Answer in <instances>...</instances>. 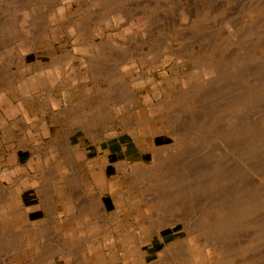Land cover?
Returning <instances> with one entry per match:
<instances>
[{"label":"rangeland","instance_id":"rangeland-1","mask_svg":"<svg viewBox=\"0 0 264 264\" xmlns=\"http://www.w3.org/2000/svg\"><path fill=\"white\" fill-rule=\"evenodd\" d=\"M262 92L264 0H0V97H6L0 99V156L9 152L17 161L0 168V209L7 201L12 205L9 213L0 212V264H22L17 253L36 250L32 245L43 254L56 251L55 238L63 241L62 215L53 216L59 189L50 180L64 179L49 177L80 168L76 146L88 143L105 152L120 140L128 141L126 153L106 152L103 158L104 166L115 158L121 164L110 178L113 189L123 188L105 217L111 225L74 216L84 237L110 238V256L94 264H181L185 253L201 258L205 247L215 251L216 264H264ZM11 103L16 111H8ZM123 109L130 113L127 133L118 137L110 113ZM150 121L155 138L139 139L132 130L141 124L145 132ZM168 125L184 135L172 134ZM160 155L170 157L162 171ZM141 165L156 168L153 182H163L139 177ZM65 180L81 185L74 177ZM47 182L53 212L44 200ZM31 205L41 215L33 211L30 219H43L36 218L38 228L31 223L41 243L25 236L30 219L22 218L23 209ZM248 205L252 210L245 213ZM228 210L236 215L233 224L225 233L216 231L215 218ZM86 214L88 221L92 212ZM200 223L207 231L197 229ZM52 259L41 264H56ZM80 261L63 264H85Z\"/></svg>","mask_w":264,"mask_h":264},{"label":"crops","instance_id":"crops-1","mask_svg":"<svg viewBox=\"0 0 264 264\" xmlns=\"http://www.w3.org/2000/svg\"><path fill=\"white\" fill-rule=\"evenodd\" d=\"M8 111H10L9 108H8ZM138 114L141 115V112H139V110H138ZM129 116H130V113L125 109L119 110V111L114 110L115 118H114V122L112 121V123H113L114 128L118 129L117 130L119 132L118 137H124L126 135L127 129H126L124 120H127V117ZM154 127L155 125L153 124V122L150 121L147 125V130L145 132H141V127L140 125H138V127H136V136L139 139L140 138L142 139L144 137H150V136L153 137L154 139L155 138ZM123 128H125V130H123ZM107 142L105 143L103 142L102 144L103 145L102 148L104 150H106L105 144ZM117 146L119 148L114 152L113 149ZM134 146H137V145L135 144ZM127 147H129L128 141H122V140H120L119 144L115 143V145H112L110 147L111 149H107L105 152L101 151L100 149H96V148L94 151L93 149L89 147L88 143L82 146H76L75 150L73 151V154H74V157L77 159V161L80 163V168L76 170V172L65 174L67 172L66 171L64 174L59 175V176L56 172L53 171V174L49 178H52L55 180L58 178L64 179V182L62 184H58L50 180V182L54 183V185L59 189L58 192H56L55 195L53 196L56 199L55 211L56 213H61L62 215V217L59 216L61 220H58V222L62 221L61 227H60L61 228L60 233L62 235L63 241H60L59 239H55L53 241V243H56L57 245V249L54 253H48L44 251V254H43L41 250H39L35 245H32L31 247L32 248L34 247L36 250H32V251L25 250V251H28V253H25V254H21L23 251L18 252L16 256L17 258L23 260L22 264H41L42 258L47 259L52 254H53L52 255L53 259L56 260V264H63V260H68L70 258L75 259V260H82V261L84 260L85 264H90V262L91 264H94L95 262L94 259H98L100 263H102L101 260L105 262L106 258L110 256V253L112 251L110 238H108L105 233L100 234L98 237H84L81 234L79 226L76 225L74 222V216L75 215L80 216L81 218H83L84 221H86V223L92 220L97 221L98 225L104 228L111 225V223L105 220V216L109 217L111 214L110 213L111 208L113 206L115 207L113 195L123 193L122 192L123 188L113 189L110 186L109 182H110V178L113 176V173L116 170L115 169L116 168L115 166H117L116 163L119 162L116 160H120V158H115L113 162H109L105 166H104V163L106 161H104L103 158L107 156L105 155L106 152L107 154L112 153V152L113 153L121 152V151L126 153L124 150ZM130 147H133V146H130ZM132 152H136V150ZM15 158L16 156H14L13 154L9 152L5 153L3 155V158L2 157L0 158V168L9 167L10 165L16 163L17 161L15 160ZM122 160H123V157H122ZM94 162H98L101 165L96 167ZM32 166L36 167V165H32ZM71 177H74V179L77 178L78 181L80 180L81 186L78 185L76 187V186L69 185L67 183V180L65 179L71 178ZM50 182H47V189L44 191L45 204L49 209L50 207L48 205V200H49L48 194L51 190L49 187ZM36 184H33V185H36ZM9 202L10 201H7L4 204L6 208L4 207L5 209H0V212L6 213L5 210L7 209L6 211L9 213V210L12 208V205ZM30 208L31 209H27V208L23 209L25 213L24 215H22V218L30 219V215H32L33 211L40 212V208L36 206L31 205ZM87 212H92L91 214L92 216L90 217L91 219H89L88 221L86 219L87 217L84 218L87 215L86 214ZM40 215H41V212H40ZM88 215L90 216V214ZM100 215H102V217H100ZM36 218L39 219L40 221L43 220L41 219V216L40 217L32 216L28 223L29 224L28 232L27 234H25V236L31 237V239L35 238L37 239L36 242L41 243L42 238L37 237V233L34 230L35 225H31V223L33 222L37 223ZM38 226L36 227L38 228ZM40 226H41V223H40ZM83 242L84 244L86 243L87 245L86 246L83 245ZM58 244H59V247H58ZM82 261L80 262L82 263Z\"/></svg>","mask_w":264,"mask_h":264},{"label":"bare ground","instance_id":"bare-ground-1","mask_svg":"<svg viewBox=\"0 0 264 264\" xmlns=\"http://www.w3.org/2000/svg\"><path fill=\"white\" fill-rule=\"evenodd\" d=\"M98 1H99V0H98ZM100 1H101V0H100ZM103 1H105V0H103ZM106 2H107V1H106ZM40 3H41V2H40ZM55 11H56V10H55ZM54 13H55V12H54ZM52 15H55V14H52ZM56 15H57V14H56ZM56 15H55V16H56ZM153 23H154V22H153ZM81 28H82V27H81ZM85 28H86V27H85ZM74 29L76 30V28H74ZM79 30H80V29H79ZM92 33H93V32H92ZM37 40H38V39H37ZM79 41H80V40H79ZM79 41H78V42H79ZM87 41H88V40H87ZM89 42H90V41H89ZM91 42H92V39H91ZM79 43H80V42H79ZM119 56H120V55H119ZM204 56H205V55H204ZM120 57H121V56H120ZM126 58H127V57H126ZM111 59H112V57H111ZM66 60H67V59H66ZM81 60H82V59H81ZM121 62H124V60H122ZM125 62H126V61H125ZM155 63H156V62H155ZM119 64H120V63H119ZM116 67H117V66H116ZM119 69H120V68L118 67V71H117V72H118V73H121V71H120ZM115 70H116V69H115ZM192 70H193V69H192ZM213 70H214V69H213ZM209 71H210V70H209ZM214 71H215V70H214ZM260 71H261V70H260ZM117 72H116V73H117ZM189 73H190V72H189ZM53 74H55V73H53ZM53 74H52V75H53ZM52 75H51V76H52ZM54 76H55V75H54ZM62 76H63V75H62ZM119 76H120V75H119ZM134 77H135V76H134ZM53 78H55V77H53ZM72 79H73V78H72ZM72 79H71V80H72ZM74 79H75V78H74ZM43 80H44V79H43ZM55 80H56V79H55ZM74 81H75V80H74ZM4 82H5V81H4ZM211 82H212V81H211ZM33 83H34V82H33ZM43 83H44V82H43ZM124 83H125V82H124ZM126 84H127V83H126ZM111 87H112V86H111ZM123 88H124V87H123ZM211 88H212V87H211ZM214 88H215V87H214ZM239 89H240V88H239ZM259 89H260V88H259ZM128 90H129V87H128ZM29 91H30V90H29ZM121 91H122V90H121ZM121 91H120V92H121ZM120 92H119V93H120ZM252 93H253V92H252ZM256 93H257V91H256ZM262 93H264V92H262ZM176 94H177V93H176ZM210 94H211V93H210ZM26 95H27V94H26ZM128 95L131 97L130 99H132V98L134 97L131 93H130V94L128 93ZM221 95H222V94H221ZM244 95H245V94H244ZM252 95H253V94H252ZM260 95H261V94H259V97H261ZM117 96H118V94H117ZM117 96H116V97H117ZM121 96H122V94H121ZM126 96H127V93H126ZM126 96H125V97H126ZM257 96H258V94H257ZM116 97H115V98H116ZM219 97H220V96H219ZM231 97H232V96H231ZM244 97H245V96H244ZM244 97H243V98H244ZM255 97H256V96H255ZM123 98H124V97H123ZM180 98H181V97H180ZM0 99L6 101V97H5V95H2V96L0 97ZM130 99H128V100H130ZM134 99H136V98H134ZM132 100H133V99H132ZM176 100H177V99H176ZM133 101H134V100H133ZM133 101H132V102H133ZM214 104H215V103H214ZM123 105H124V104H123ZM125 106H126V105H125ZM18 107H19V106H18ZM8 108H9L10 112H13V111H16V110H17V107L15 106V104H14V105H13V104H10ZM20 109H21V108H20ZM108 112H109V111H108ZM15 113H16V112H15ZM110 115H111V117H110V121H109V122H112V121L114 122V118H115L114 115L111 114V113H110ZM155 115H156V114H155ZM160 115H161V114H160ZM157 116H159V115H157ZM104 118H105V117H104ZM160 118H161V117H160ZM1 119H2V118H1ZM108 119H109V118H108ZM136 119H137V118H136ZM2 120H3V119H2ZM142 124H144V123H142ZM81 125H82V124H81ZM137 125H139V124H137ZM140 125H141V124H140ZM164 125H165V124H164ZM164 125H163V126H164ZM132 126H133V125H132ZM134 126H135V125H134ZM165 126H166V125H165ZM169 126H170V125H168L167 127H169ZM175 127H176V125H175L173 128H175ZM94 128H95V126H94ZM132 128H133V127H132ZM176 128H177V127H176ZM176 128H175V130H172V131H171L172 128H171V126H170V130H169V131H171V133L173 132L172 134H174V135H176V136L179 135V137H180V134H181L183 131H181V133H178V132H177L178 129H176ZM88 129H89V128H88ZM91 129H92V128H91ZM95 129H96V128H95ZM129 129H131V128H129ZM92 130H93V129H92ZM176 130H177V131H176ZM132 131L135 132L136 130H132ZM179 132H180V131H179ZM188 132H190V130H189ZM90 133H92V132H90ZM96 133H97V132H96ZM118 133H119V132H118ZM97 134H98V135H96V136H97L98 138H97L96 136L93 138V139H95V141H96V138H97L98 141L104 139L103 134L101 135V134H99V132H98ZM104 134H105V133H104ZM107 134H108V133H107ZM130 134H132V133H130ZM187 134H188V133H187ZM109 135H110V134H109ZM109 135H108V136H109ZM183 135H184V134H181V136H183ZM169 136H170V135H169ZM187 137H188V135H187ZM150 139H151V138H150ZM184 140H185V139H184ZM93 141H94V140H93ZM66 143H67V142H66ZM68 143H69V142H68ZM68 143H67V144H68ZM172 143H173V142H172ZM176 145H177V144H176ZM255 146H256V145H255ZM66 147H67V146H66ZM173 147H174V146H172V148H173ZM175 147H176V146H175ZM175 147H174V148H175ZM70 148H71V147H70ZM176 148H177L176 151H178V153H179L181 146H178V145H177ZM176 148H175V149H176ZM66 149H67V148H66ZM66 149H65V151H66ZM181 149H182V148H181ZM256 149H257V148H256ZM259 149H260V148H259ZM72 150H73V149H72ZM72 150H71V151H72ZM131 150H132V149H131ZM172 150H173V149H172ZM248 150H249V149H248ZM262 150H263V149H262ZM68 151H69V150H68ZM173 151H174V150H173ZM255 151H256V150H255ZM260 151H261V150H260ZM125 152H126V151H125ZM174 152H175V151H174ZM174 152H173V153H174ZM67 153H68V152H67ZM71 154H72V152H70V155H71ZM179 154H180V153H179ZM70 155H69V156H70ZM176 155H177V154H176ZM66 156H68V155H66ZM70 157H71V156H70ZM169 158H170V157H165V156H163V155H160V156L158 157V159H157V161H156V162H157L156 165H157V167H158V171H160V170L162 171V169L164 168V167H163L164 164L167 165L166 162H169ZM140 162H141V161H140ZM138 163H139V162H138ZM196 163H197V162H196ZM72 165H73V164H72ZM258 165H259V164H258ZM74 166H75V165H74ZM145 166H146V164H145ZM186 166H187V165H186ZM77 168H78V166H77ZM77 168H75V169H77ZM133 168H134V167H133ZM167 168H169V167H167ZM209 168H210V167H209ZM155 169H156V168H155ZM155 169H154V170H150V169L145 168V167H143V166L141 165V166H138L137 169H136L135 171H136V173H137V171H138V176H139V177L142 176V177L148 179V182L146 181L147 183H150V184H151V183H152V184H159V182L162 183L163 181H161L160 179H158V180H160V181H158L156 178H155V179H156V183L153 182L152 177H153V172L156 171ZM184 169H185V168H184ZM201 169H202V168H201ZM77 170H78V169H77ZM163 171H164V170H163ZM10 173H11V172H10ZM260 174H261V173H260ZM58 176H59V175H58ZM136 176H137V175H136ZM225 176H226V175H225ZM155 177H156V176H155ZM166 177H167V176L165 175L164 178H166ZM181 177L183 178V176H181ZM144 178H143V179H144ZM157 178H158V177H157ZM168 178H169V177H168ZM170 178H171V177H170ZM172 178H173V176H172ZM176 178H178V177L176 176L175 179H176ZM185 178H186V177H185ZM76 179H77V178H76ZM161 179H163V177H161ZM179 179H181V178H179ZM179 179H177V181H179ZM165 180H168V179H165ZM182 180H183V179H182ZM208 180H209V179H208ZM144 181H145V180H144ZM169 181H170V179H169ZM177 181H176V182H177ZM107 182H108V181H107ZM167 182H168V181H167ZM170 182H171V181H170ZM172 182H173V180H172ZM168 183H169V182H168ZM168 183H165V185H167ZM174 183H175V182H174ZM185 183H186V182H185ZM80 184H81V183H80ZM109 184H110V182H109ZM150 184H149V186H152V185H150ZM178 184H179V183H178ZM211 184H212V183H211ZM243 184H244V183H243ZM77 185H79V183H78ZM182 185H184V182H183V184H182V182H181V186H182ZM212 185H213V184H212ZM80 186H81V185H80ZM158 186H159V185H158ZM158 186H157V187H158ZM162 186H163V185H162ZM172 186H175V185H172ZM176 186H177V185H176ZM179 186H180V185H179ZM157 187H156V188H157ZM165 188H166V187H165ZM181 188H182V187H181ZM50 189H52V188H50ZM54 190H55V189H54ZM199 190H200V189H199ZM17 191H18V190H17ZM51 191H52V190H51ZM182 191H183V190H182ZM48 192H49V190H48ZM186 192H187V191H186ZM225 193H226V192H225ZM163 194H164V193H163ZM64 195H65V194H64ZM170 195H171V194H170ZM234 195H235V193H234ZM244 195H245V194H244ZM2 196H3V195H2ZM164 196H165V195H164ZM148 197H149V196H148ZM166 197H167V196H166ZM180 197H181V196H180ZM189 197H190V196H189ZM219 197H220V196H219ZM251 197H252V196H251ZM3 198H5V197H3ZM252 198H253V197H252ZM155 199H156V198H155ZM155 199H154V201H155ZM158 199H159V198H158ZM160 199H161V198H160ZM216 199H217V201H218V198H217V197H216ZM238 199H239V198H238ZM256 199H257V198H256ZM156 200H157V199H156ZM164 200H165V201H164ZM169 200H172V197H169L168 200H166V198H164V199H162V200L159 201V202H160V203H163V202H167V201H169ZM251 200H252V199H251ZM48 201H50V200H48ZM149 201H151V199H150ZM154 201H152V202H154ZM224 201H225V200H224ZM243 201H244V200H243ZM254 201H255V199H254ZM254 201H253V202H254ZM50 202H51V201H50ZM98 202H99V201H98ZM159 202H157V203H159ZM215 202H216V201H215ZM241 202H242V201H241ZM262 202H263V201H262ZM222 203H223V202H222ZM54 204H55V203H54ZM54 204H53V205H54ZM251 204H252V203H251ZM255 204H256V203H255ZM263 204H264V203H263ZM263 204H262V205H263ZM212 205H213V204H212ZM217 205H218V204H216V206H217ZM249 205H250V204H249ZM249 205H248V207H249ZM256 205H261V204H259V202H258V204H256ZM223 206H224V205H223ZM224 207L226 208V205H225ZM227 207H228V206H227ZM229 207H230V206H229ZM258 207H259V206H258ZM164 208H165V207H164ZM173 208H174V207H173ZM236 208H237V207H236ZM210 209H211V208H210ZM241 209H242V208H241ZM218 210H220V209L218 208L216 211H218ZM225 210H227V209H225ZM246 210H247V211H246L245 213L250 212V211L252 210L251 206H250L249 208H246ZM205 211H206V210H205ZM220 211H221V210H220ZM222 211H223V210H222ZM236 211H237V210H236ZM244 211H245V210H244ZM52 212H53V211H52ZM225 213H226V212H225ZM225 213H224L223 215H221V214H222V213H221L220 215H218L217 218H215V223H214V225L217 227V230H216V231H219V232L224 231V233H225L226 230H229L230 227H231V225L233 224L234 217H236V215H235V214H231V213H229V210H228V214H225ZM233 213H234V212H233ZM240 213H241V211H240ZM52 214H53V213H52ZM55 214H56V211H55L54 214H53L54 217H56ZM216 214H217V212H216ZM178 215H179V214H178ZM178 215H176V216H178ZM208 215H210V214H208ZM239 215H240V214H238V216H239ZM243 215H244V214H243ZM58 216H59V215H58ZM110 216H111V215H110ZM199 216H200V215H199ZM213 216H214V215H213ZM213 216H212V217H213ZM105 217H106V216H105ZM245 217H246V215H245ZM1 218H2V217H1ZM3 218L6 219L5 216H4ZM202 218H203V217H202ZM209 218H211V217L209 216ZM199 219H200V218H199ZM206 219H207V217H206ZM235 219H236V218H235ZM210 220H211V219H210ZM92 221H93V220H92ZM200 221H201V220H200ZM74 222H75V221H74ZM85 222H86V221H85ZM156 222H157V221H156ZM251 222H252V221H251ZM187 223H188V222H187ZM192 223H193V222H192ZM195 223H196V221H195ZM195 223H194V225H195ZM204 223H205V222H204ZM211 223H212V222H211ZM249 223H250V222H249ZM6 224H7V223H6ZM89 224L91 225L90 228L92 227L95 231L97 230V223H94V222H93L92 224H91V223H89ZM157 224H158V223H157ZM159 224H160V223H159ZM159 224H158V225H159ZM85 225H86V224H85ZM162 225H163V224H162ZM86 226H87V225H86ZM190 226H191V225L189 224V227H190ZM244 226H245V225H244ZM260 226H261V225H260ZM38 227H39V226H38ZM81 227H82V226H81ZM212 227H213V226H212ZM77 228H78V227H77ZM156 228H157V227H156ZM160 228H161V224H160V227L158 226L157 229L159 230ZM207 228H208V227H206L205 224H201V223L197 226V229H199L200 231H204V232L207 231ZM209 228H210V227H209ZM213 228H215V227H213ZM52 229H53V228H52ZM98 230H99V229H98ZM188 230H189V229H188ZM209 230H211V228H210ZM261 230H262V229H261ZM147 231H149V230H147ZM213 231H214V230H213ZM51 232H54V231H51ZM51 232H49L48 234H51ZM214 232H215V231H214ZM214 232H213V233H214ZM232 232H233V231H232ZM57 233H58V232H57ZM229 233H230V232H229ZM233 233H234V232H233ZM233 233H232V234H233ZM5 234H7V233H5ZM53 234H54V233H53ZM53 234H52V235H53ZM211 234H212V233H211ZM220 234H221V233H220ZM226 234H227V233H226ZM41 235H42V234H41ZM221 235H222L221 237H223L224 234H221ZM43 236H44V235H43ZM48 236H49V235H48ZM53 236H54V235H53ZM55 236H56V235H55ZM208 236H209V235H208ZM215 236H216V235H215ZM215 236H213V238H214ZM217 236H218V235H217ZM40 237H41V236H40ZM50 237H51V236H50ZM59 237H60V236H59ZM193 237H194V236H193ZM221 237H220V238H221ZM44 238L46 239V237H44ZM208 238H210V237H208ZM213 238H212V239H213ZM55 239H56V238H55ZM214 239H215V238H214ZM221 239H222V238H221ZM33 240H34V238H33ZM205 240H206V238H205ZM31 241H32V240H31ZM57 241H58V240H57ZM193 241H194V240H193ZM213 241H214V240H213ZM215 241L217 242L216 239H215ZM220 241H221V240H220ZM223 241H224V240H223ZM221 242H222V241H221ZM44 243H45V242H44ZM47 243H49V242H47ZM47 243H46V244H47ZM173 243H174V242H173ZM189 243H190V241H189ZM196 243H197V242H196ZM198 243H199V242H198ZM198 243H197V244H198ZM211 243H212V241H211ZM83 244H84V242H83ZM191 244H192V243H191ZM193 244H194V243H193ZM212 244H213V243H212ZM216 244H218V243H216ZM80 245H81V244H80ZM173 245H174V244H173ZM206 245H207V244H206ZM208 245H209V244H208ZM208 245H207V246H208ZM214 245H215V244H214ZM85 246H86V245H85ZM203 246H204V245H203ZM223 246H225V245L223 244ZM240 246H241V245H240ZM24 247H25V245H24ZM24 247H23V249H24ZM209 247H210V246H209ZM225 247H226V246H225ZM241 247H242V246H241ZM52 248H53V246H52ZM173 248H174V247H173ZM178 248H180V247H178ZM218 248H219V246H218ZM220 248H221V247H220ZM220 248H219V249H220ZM237 248H238V247H237ZM82 249H83V248H82ZM171 249H172V248H171ZM174 249H175V248H174ZM211 249H213V248H206V247H205L203 253L201 252V253H202L201 258H200V257H199V258H198V257H193V255H191L190 253H185L186 258L183 257L185 260L183 259V260H182V263H183V264H216V261H213L212 258H211V255H213L215 251L213 252V251H211ZM215 249H216V248H215ZM245 249H246V247H245ZM24 250H25V249H24ZM46 250H47V249H46ZM46 250H45V251H46ZM49 250H50V249H49ZM49 250H48V251H49ZM177 250H178V249H177ZM179 250H180V249H179ZM216 250H217V249H216ZM232 250H233V248H232ZM235 250H236V249H235ZM235 250H234V251H235ZM240 250H241V248H240ZM240 250H239V251H240ZM180 251H181V250H180ZM180 251H179V252H180ZM185 251H186V250H185ZM187 251H188V250H187ZM230 251H231V250H230ZM243 251H244V250H243ZM62 252H63V251H62ZM181 252H183V251H181ZM169 253H170V252H169ZM171 253H172V252H171ZM171 253H170V254H171ZM174 253H175V252H174ZM176 253H177V252H176ZM176 253H175V254H176ZM223 253H224V252H223ZM227 253L229 254V252L226 251V252L224 253V255H225V254L227 255ZM232 253L234 254L233 251H232ZM239 253H241V251H240ZM63 254H64V253H63ZM175 254H174V255H175ZM182 254H183V253H182ZM236 254H237V253H236ZM241 254H242V253H241ZM250 254H251V253H250ZM52 255H53V254H52ZM52 255H50V256L52 257ZM183 255H184V254H183ZM185 255H184V256H185ZM190 255H191V256H190ZM224 255H223V256H224ZM50 256H49V257H50ZM196 256H197V255H196ZM127 257H128V256H126V258H127ZM129 257H130V256H129ZM249 257H250V256H249ZM249 257H246V258H249ZM252 257H253V256H251V258H252ZM242 258H243V257H242ZM246 258H245V259H246ZM45 259H46V258H44V260H45ZM128 259H129V258H128ZM181 259H182V258H181ZM239 259L241 260V258H239ZM48 260L50 261L51 258L48 259ZM52 260H53V259H52ZM159 260H160V259H159ZM237 260H238V259H237ZM237 260H236V261H237ZM49 261H48V262H49ZM171 261H172V260H171ZM241 261H242V260H241ZM227 262H228V261H227ZM234 262H235V261H234ZM158 263H160V262H158ZM182 263H181V264H182ZM218 263H219V264L223 263V260L220 259V261H218ZM236 263H237V262H235V264H236ZM256 263H257V262H256ZM261 263H262V262H261ZM10 264H11V262H10ZM49 264H54V263L50 262ZM164 264H165V263H164Z\"/></svg>","mask_w":264,"mask_h":264}]
</instances>
